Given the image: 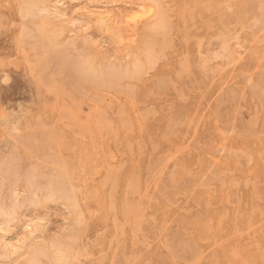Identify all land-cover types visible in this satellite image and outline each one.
I'll use <instances>...</instances> for the list:
<instances>
[{
  "label": "rangeland",
  "instance_id": "1",
  "mask_svg": "<svg viewBox=\"0 0 264 264\" xmlns=\"http://www.w3.org/2000/svg\"><path fill=\"white\" fill-rule=\"evenodd\" d=\"M263 103L264 0H0V264H264Z\"/></svg>",
  "mask_w": 264,
  "mask_h": 264
},
{
  "label": "bare ground",
  "instance_id": "2",
  "mask_svg": "<svg viewBox=\"0 0 264 264\" xmlns=\"http://www.w3.org/2000/svg\"><path fill=\"white\" fill-rule=\"evenodd\" d=\"M227 1H228V0H227ZM192 27H193V26H192ZM192 27H191V28H192ZM177 31H178V30H177ZM196 49H197V48H196ZM223 50H224V49H223ZM196 55H197V54H196ZM23 63H24V62H23ZM203 73H204V72H203ZM33 74H34V73H33ZM44 75H45V74H44ZM44 75H43V76H44ZM37 76H38V75H37ZM44 77H45V76H44ZM36 78H37V77H36ZM257 93H259V92H257ZM259 94H260V93H259ZM259 96H260V95H259ZM260 98H262V97H260ZM262 102H263V101H262ZM263 104H264V103H263ZM6 116H7V115H6ZM38 122H39V121H38ZM42 141H43V140H42ZM109 147H110V146H109ZM216 188H217V187H216ZM41 214H42V213H41ZM43 229H44V228H43ZM25 234H26V233H25ZM18 241H19V240H18ZM0 242H1V241H0ZM16 242H17V241H16ZM9 243H10V242H9ZM7 244H8V243H7ZM196 249H197V248H196Z\"/></svg>",
  "mask_w": 264,
  "mask_h": 264
}]
</instances>
